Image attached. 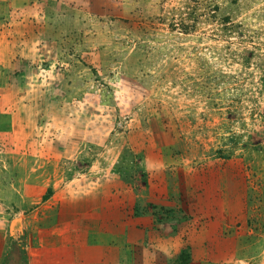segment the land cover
Returning a JSON list of instances; mask_svg holds the SVG:
<instances>
[{"label": "rangeland", "instance_id": "obj_1", "mask_svg": "<svg viewBox=\"0 0 264 264\" xmlns=\"http://www.w3.org/2000/svg\"><path fill=\"white\" fill-rule=\"evenodd\" d=\"M0 238L264 264V0H0Z\"/></svg>", "mask_w": 264, "mask_h": 264}, {"label": "crops", "instance_id": "obj_2", "mask_svg": "<svg viewBox=\"0 0 264 264\" xmlns=\"http://www.w3.org/2000/svg\"><path fill=\"white\" fill-rule=\"evenodd\" d=\"M4 256H5V247L3 244V240L1 241L0 238V264H3Z\"/></svg>", "mask_w": 264, "mask_h": 264}]
</instances>
